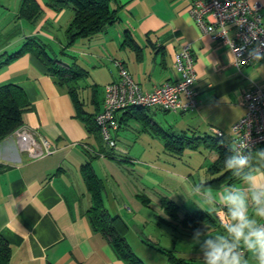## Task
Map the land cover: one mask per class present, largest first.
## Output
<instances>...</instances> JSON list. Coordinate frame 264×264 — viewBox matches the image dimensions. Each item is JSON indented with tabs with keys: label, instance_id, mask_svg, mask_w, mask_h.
Masks as SVG:
<instances>
[{
	"label": "crops",
	"instance_id": "1",
	"mask_svg": "<svg viewBox=\"0 0 264 264\" xmlns=\"http://www.w3.org/2000/svg\"><path fill=\"white\" fill-rule=\"evenodd\" d=\"M34 1L40 13L28 20L20 17L23 0H0V87L13 84L22 89L29 109L21 126L47 138L55 151L30 158L19 151L13 134L0 141V237L10 246V264H127L87 217L93 198L81 167L89 161L102 185L104 207L127 224L126 240L144 264H202L199 246L191 244L194 231L206 227L208 235L224 233L223 206L201 203L208 201L209 189L201 186L213 177L207 169L217 155L203 147L185 148L182 154L186 149L206 153L201 164L184 170L189 174L168 172L148 155L170 152L163 132L203 136L220 130V141L231 146L230 129L244 113L242 94L252 83H264V55L241 68L234 66L227 46L195 23L188 0H111L117 19L71 44L65 30L73 18L72 7L55 10L47 0ZM249 2L261 5L264 23V0ZM29 39L44 44L57 60L85 72L77 89L88 113L102 109L104 86L117 77L115 61L126 67L141 90L152 91L178 79L174 56L188 43L195 58L193 87L199 105L189 112L146 108L143 113H116L118 150L110 151L114 158L106 157L100 152L106 147L101 136L88 132L76 116L67 88L56 83L34 54L6 61ZM226 135L229 141L223 140ZM135 147L147 157L128 156ZM118 153L134 162L132 171L139 166V177L127 175L129 167L124 169L126 163ZM253 157L254 152L252 164ZM198 168L205 169L203 178ZM229 179L212 188L242 185L240 178ZM143 206L155 211L152 229L146 230L151 223L139 214ZM194 211L208 218L193 229L185 219Z\"/></svg>",
	"mask_w": 264,
	"mask_h": 264
},
{
	"label": "built area",
	"instance_id": "2",
	"mask_svg": "<svg viewBox=\"0 0 264 264\" xmlns=\"http://www.w3.org/2000/svg\"><path fill=\"white\" fill-rule=\"evenodd\" d=\"M189 13L202 31L227 46L232 63L237 68L246 66L264 55V23L261 5L249 0H188ZM194 54L190 44H184L174 56V67L178 79L165 81L152 91H143L133 80L126 67L115 61L117 77L106 84L103 90L102 109L95 115L104 144L116 146V131L119 123L116 113L131 107L159 108L168 112H189L199 105L195 80ZM240 104L243 115L231 128H238L233 134L232 146L243 140L247 151L253 153L264 147V83H252L242 94ZM216 136L223 132L214 130ZM16 145L30 158L50 155L55 146L44 136L20 126L14 132Z\"/></svg>",
	"mask_w": 264,
	"mask_h": 264
},
{
	"label": "trees",
	"instance_id": "3",
	"mask_svg": "<svg viewBox=\"0 0 264 264\" xmlns=\"http://www.w3.org/2000/svg\"><path fill=\"white\" fill-rule=\"evenodd\" d=\"M111 0H47V5L55 10H59L70 5L73 9V18L65 30L67 43L71 44L76 39L88 38L101 30L105 25L113 23L117 19L116 10L110 8ZM40 13L39 7L34 0H23L20 8V17L33 19ZM31 52L46 67L48 72L54 77L56 83L64 85L71 95L76 109V116L82 120L88 132L99 136V128L95 123V115L99 112L97 109L93 113H88L83 108V101L79 97L77 82L85 74L79 67H72L52 57L44 44L35 39H29L23 46L6 61H10L18 56ZM5 61V62H6ZM29 109V103L22 89L13 84H6L0 87V141L22 125V116ZM146 108L131 107L127 110L141 112ZM163 111V110H162ZM168 112V111H164ZM164 145L170 149L174 155H181L185 148L196 149L198 147L214 151L216 159L209 164L207 172L210 177L206 184L211 187H217L227 179L232 181L239 178L233 176L224 168V160L231 155L232 145H226L220 140L223 137L211 134L196 136L186 132H163ZM103 155L114 158L110 152L114 148L105 147ZM260 149V148H259ZM264 149V147H261ZM97 156V155H95ZM81 172L88 190L91 192L93 202L87 211V217L92 228L100 232L110 243L116 255L123 259L127 264H144L130 248L126 234L128 232L127 224L121 217L111 215L104 207L102 200V185L95 174L91 162H86L81 167ZM202 184L201 187H203ZM207 220L208 215L201 211H194L186 216V225L196 227L201 219ZM10 246L0 237V264H10ZM177 263L176 259L172 260Z\"/></svg>",
	"mask_w": 264,
	"mask_h": 264
},
{
	"label": "clouds",
	"instance_id": "4",
	"mask_svg": "<svg viewBox=\"0 0 264 264\" xmlns=\"http://www.w3.org/2000/svg\"><path fill=\"white\" fill-rule=\"evenodd\" d=\"M238 132V128L230 129L232 135ZM246 149V143L238 141L223 165L241 179L242 185L215 189L203 185L209 189V197L201 203L222 205L226 218L223 234L208 235L206 227L194 231L191 244L199 246L202 264H264V170L256 169L252 153L246 154ZM256 155L264 160V149L257 150ZM212 191L218 195L212 196Z\"/></svg>",
	"mask_w": 264,
	"mask_h": 264
},
{
	"label": "rangeland",
	"instance_id": "5",
	"mask_svg": "<svg viewBox=\"0 0 264 264\" xmlns=\"http://www.w3.org/2000/svg\"><path fill=\"white\" fill-rule=\"evenodd\" d=\"M9 16H11V15H9ZM100 74L101 75H104L103 73H100ZM223 140L229 141L230 140V137L228 135H226V136H224V139ZM115 148H116V146H115ZM116 150H118V148H116ZM119 150H121V149L119 148ZM133 152L134 153H131V155H128V156H136V157H138L140 159L143 158L142 156H146V155L138 154V151H137V148L136 147H135V149H133ZM256 152L257 151H254L253 164L256 167H260V166H263L264 167V160L260 159L256 155ZM170 153L171 152H168V153H163L162 152L160 154H154V155H148V156H149V158H154L152 160H155L158 163H161V165H163V167L165 168V170H167L168 172L169 171H174V172L176 171L178 173L185 172L184 170H187L190 165L191 166L193 165L194 167H197L206 158V153L205 152H202V153L200 151L193 152V150H189V149H186V151L183 154H181V155L180 154L179 155H177V154H174L173 155V154H170ZM133 154H135V155H133ZM118 155H120L119 158H124V157L127 156L124 153H118ZM208 159H210V158L208 157ZM183 160H187V161L182 162ZM123 162L127 164V165L124 164L125 166H127V167H124V169L129 167L128 172L126 171V173H127L128 176H130L131 178L139 177L138 173H136L137 172V168H139L138 165L136 166L135 171H132L133 168H134L132 166V164L134 162L129 161V160H125V158H124V161ZM97 166L98 165L96 164V168H97L98 173L100 175H102V173L98 170V167ZM197 170H200L199 173H198L199 175L202 176L203 174H205L204 173L205 172L204 171L205 169H199L198 168ZM162 174H163V172H162ZM185 174H189V173L185 172ZM203 177L204 176H202V178ZM144 178H147L146 175H145ZM195 196H199V195L198 194H195ZM199 197H201V196H199ZM154 213H155V211L152 209V206L151 207L143 206V208H141L140 211H139V214L140 215L142 214V216H145V220L151 223L150 226L148 225V227H146L147 228L146 230L152 229V227H153L152 224L154 222H157L156 217L154 216Z\"/></svg>",
	"mask_w": 264,
	"mask_h": 264
}]
</instances>
